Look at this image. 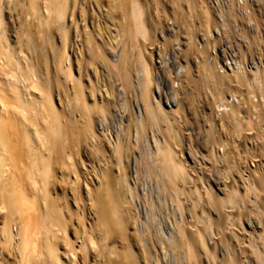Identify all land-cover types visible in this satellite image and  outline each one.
Wrapping results in <instances>:
<instances>
[{"label": "bare ground", "instance_id": "bare-ground-1", "mask_svg": "<svg viewBox=\"0 0 264 264\" xmlns=\"http://www.w3.org/2000/svg\"><path fill=\"white\" fill-rule=\"evenodd\" d=\"M208 9L0 0V264H264V71Z\"/></svg>", "mask_w": 264, "mask_h": 264}, {"label": "rangeland", "instance_id": "rangeland-1", "mask_svg": "<svg viewBox=\"0 0 264 264\" xmlns=\"http://www.w3.org/2000/svg\"><path fill=\"white\" fill-rule=\"evenodd\" d=\"M245 3L251 4V8H248V9L245 8L244 7ZM204 5L207 7V9L209 8L210 10H212V13H213V15H211L212 24H209V28L207 29L208 31L211 32V35H213L212 37L215 38V40L213 39L214 43L212 42L213 45L211 44V47L209 46L210 47L209 49L210 50V61H212L213 58L216 56V57H219L220 61H222L220 63V66H222V64L226 66L224 67L226 71H228L229 67L231 66L234 67L235 70L237 69V67L239 68L241 66L239 69L245 68V69H241V71L244 70L247 72H253V71H257L258 69L259 71H261L260 73H262L264 71V42H263L264 41V10H263L264 0H245V1L244 0H236V1L235 0H204ZM252 12L256 14V18L255 19L253 18L251 20L247 19L248 18L247 16L250 15ZM237 18H239V20ZM189 20H191V18ZM191 21L193 22V23L191 22V24L193 25L191 26V24H189L190 25V28H188L189 33H192L193 31H195L197 29L196 26L198 25L197 24L198 22L196 19L193 20L192 18ZM203 26H204L203 24L200 25V32L197 31L198 29L196 30V32H198V36L200 37V42L203 41V38L206 35L205 32L208 33L207 30H205ZM182 27L185 31H188L187 27L186 29H185V26H182ZM193 27L195 30L193 29ZM192 29L193 31H191ZM184 30H183V33L185 35ZM241 54H242V57H241ZM72 60H73L72 62L74 63L73 65L74 68L77 69L78 67L77 57L76 56L72 57ZM236 61L238 62V64H240L239 66ZM222 70L221 72H223ZM231 70H229L228 72L233 73V71ZM238 71L241 72L240 70ZM92 73L94 72L92 71ZM204 88L205 87H203V90H202V93H204L203 94L204 96L202 97L205 100L202 99L203 103H200V106L203 107L204 105L206 107H215L213 106L214 105L213 102L210 103V101H213V100L210 96L209 97L211 99L207 96V93L205 94ZM208 95L210 94L208 93ZM204 101H206L210 105L206 104V102ZM216 109L217 108H215V110ZM251 165L252 167L253 166L255 167V165L253 164ZM84 187L85 186L83 184V190H84ZM91 264L93 263L91 262Z\"/></svg>", "mask_w": 264, "mask_h": 264}]
</instances>
